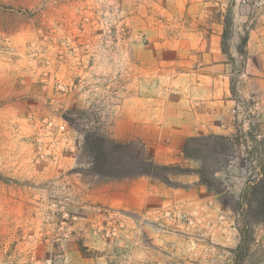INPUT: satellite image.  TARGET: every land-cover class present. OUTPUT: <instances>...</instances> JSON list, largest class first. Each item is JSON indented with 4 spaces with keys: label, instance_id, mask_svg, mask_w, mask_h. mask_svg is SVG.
<instances>
[{
    "label": "rangeland",
    "instance_id": "374dc122",
    "mask_svg": "<svg viewBox=\"0 0 264 264\" xmlns=\"http://www.w3.org/2000/svg\"><path fill=\"white\" fill-rule=\"evenodd\" d=\"M263 159L264 0H0V264H264Z\"/></svg>",
    "mask_w": 264,
    "mask_h": 264
},
{
    "label": "trees",
    "instance_id": "16d2710c",
    "mask_svg": "<svg viewBox=\"0 0 264 264\" xmlns=\"http://www.w3.org/2000/svg\"><path fill=\"white\" fill-rule=\"evenodd\" d=\"M230 17L229 12L224 15V19L222 21L223 31L221 35L222 40V50L227 55L230 56L228 51V39L230 34ZM241 43L243 46H246L247 43V34H245L241 38ZM242 53V49H239ZM86 143V152L91 157L92 168H94L95 172L100 176L106 177H117V176H133L138 174L147 173L144 169H139V171H135L133 173H123L120 171H113L109 169L107 166L109 163L105 160L106 148L108 145L113 149L116 148H125L127 144L117 143L113 140H108L104 137L99 136L96 133H88L85 136ZM260 164V177L255 179L251 184L247 185L246 191V200H242L243 206L246 207V216L242 219V225L239 228L240 231V241L237 247L234 249V252L238 253L237 261L242 262L245 253L248 251L249 244L252 239V217H255L256 220H260V216H264V159L259 162ZM252 215L250 219L247 217ZM259 217V218H258ZM264 220V219H262ZM240 264V263H237Z\"/></svg>",
    "mask_w": 264,
    "mask_h": 264
},
{
    "label": "crops",
    "instance_id": "0c3cea01",
    "mask_svg": "<svg viewBox=\"0 0 264 264\" xmlns=\"http://www.w3.org/2000/svg\"><path fill=\"white\" fill-rule=\"evenodd\" d=\"M133 136H134V131H132V130L128 133H120L119 134V137L122 141L130 140L133 138Z\"/></svg>",
    "mask_w": 264,
    "mask_h": 264
},
{
    "label": "built area",
    "instance_id": "2783aa9c",
    "mask_svg": "<svg viewBox=\"0 0 264 264\" xmlns=\"http://www.w3.org/2000/svg\"><path fill=\"white\" fill-rule=\"evenodd\" d=\"M63 87H66V85H65V84H63Z\"/></svg>",
    "mask_w": 264,
    "mask_h": 264
}]
</instances>
